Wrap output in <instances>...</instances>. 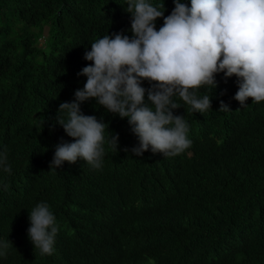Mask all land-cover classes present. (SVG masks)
Listing matches in <instances>:
<instances>
[{
  "label": "trees",
  "instance_id": "1",
  "mask_svg": "<svg viewBox=\"0 0 264 264\" xmlns=\"http://www.w3.org/2000/svg\"><path fill=\"white\" fill-rule=\"evenodd\" d=\"M163 4L167 16L174 0ZM126 7L0 0V153L11 165L10 174L0 169V264H264V101L242 107L235 75L218 73L215 89L198 91L211 97L203 114L174 98L191 140L182 154L135 156L127 118L92 99L81 111L119 135L117 151L106 142L99 169L78 159L50 170L55 146L73 142L56 123L58 107L83 88L87 78L77 73L92 63L83 58L91 43L107 33L131 37ZM155 24L159 30L163 18ZM221 100L230 111H219ZM40 202L56 217L51 255L27 234Z\"/></svg>",
  "mask_w": 264,
  "mask_h": 264
},
{
  "label": "clouds",
  "instance_id": "2",
  "mask_svg": "<svg viewBox=\"0 0 264 264\" xmlns=\"http://www.w3.org/2000/svg\"><path fill=\"white\" fill-rule=\"evenodd\" d=\"M126 5L131 37L123 31L107 33L91 43L83 58L92 63L77 73L87 78L83 88L75 90L71 102L58 107L56 123L73 142L62 140L55 146L50 170L78 159L99 169L105 143L117 151L119 135L110 133L96 116L81 111V104L92 99L119 118H127L138 139L131 149L137 157L149 149L164 157L177 156L191 146L185 116L173 112L183 105L174 98L193 113L207 112L211 97L197 93L206 86L215 89L218 73L225 79L238 78L233 98L242 107L249 98L252 103L264 101V0H190V7L174 0L167 16L163 0L158 4L126 0ZM158 18H163L159 30ZM144 81L150 84L147 89ZM219 111H230L223 100ZM0 169L11 173L6 151L0 153ZM29 222L27 234L34 249L51 255L58 227L49 205L40 202L32 208Z\"/></svg>",
  "mask_w": 264,
  "mask_h": 264
},
{
  "label": "rangeland",
  "instance_id": "3",
  "mask_svg": "<svg viewBox=\"0 0 264 264\" xmlns=\"http://www.w3.org/2000/svg\"><path fill=\"white\" fill-rule=\"evenodd\" d=\"M42 41H43L42 38H40V41H39V42H40L41 44H42Z\"/></svg>",
  "mask_w": 264,
  "mask_h": 264
}]
</instances>
